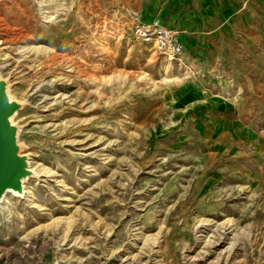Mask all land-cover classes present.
<instances>
[{"label":"rangeland","instance_id":"1","mask_svg":"<svg viewBox=\"0 0 264 264\" xmlns=\"http://www.w3.org/2000/svg\"><path fill=\"white\" fill-rule=\"evenodd\" d=\"M0 78L33 171L0 264H264V0H0Z\"/></svg>","mask_w":264,"mask_h":264},{"label":"water","instance_id":"2","mask_svg":"<svg viewBox=\"0 0 264 264\" xmlns=\"http://www.w3.org/2000/svg\"><path fill=\"white\" fill-rule=\"evenodd\" d=\"M20 107L21 103L9 96L7 82L0 78V200L9 190L22 194L23 179L33 173L27 155L20 153L18 127L12 123V117Z\"/></svg>","mask_w":264,"mask_h":264},{"label":"built area","instance_id":"3","mask_svg":"<svg viewBox=\"0 0 264 264\" xmlns=\"http://www.w3.org/2000/svg\"><path fill=\"white\" fill-rule=\"evenodd\" d=\"M132 32L137 39L152 44L161 55L170 60H179L183 53L178 32L164 26L157 17L150 21L135 22Z\"/></svg>","mask_w":264,"mask_h":264},{"label":"bare ground","instance_id":"4","mask_svg":"<svg viewBox=\"0 0 264 264\" xmlns=\"http://www.w3.org/2000/svg\"><path fill=\"white\" fill-rule=\"evenodd\" d=\"M48 53H49L48 57H49V59H50L51 61H56V60L59 58V54L56 53V52H54V51H49ZM60 57H61V56H60ZM25 179H26V178H25ZM25 179H23V183H24ZM7 192H8V191H7ZM9 192H10V190H9Z\"/></svg>","mask_w":264,"mask_h":264},{"label":"crops","instance_id":"5","mask_svg":"<svg viewBox=\"0 0 264 264\" xmlns=\"http://www.w3.org/2000/svg\"><path fill=\"white\" fill-rule=\"evenodd\" d=\"M190 1H192V0H190Z\"/></svg>","mask_w":264,"mask_h":264}]
</instances>
